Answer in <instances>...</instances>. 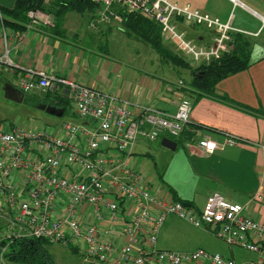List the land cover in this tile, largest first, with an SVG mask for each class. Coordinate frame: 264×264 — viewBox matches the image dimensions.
I'll return each mask as SVG.
<instances>
[{
    "label": "built area",
    "instance_id": "1",
    "mask_svg": "<svg viewBox=\"0 0 264 264\" xmlns=\"http://www.w3.org/2000/svg\"><path fill=\"white\" fill-rule=\"evenodd\" d=\"M99 6L91 28L122 21V10L137 11L157 21L165 43L192 64L208 62L228 52L231 32L250 33L221 21L190 4L172 0H92ZM1 17V12H0ZM264 24V16H261ZM204 26L208 42L189 36L186 25ZM22 30L0 21V68L19 70L18 87L25 92H52L69 101L78 120L58 125L0 127V242L43 238L81 252L101 264H264V221L246 213L242 205L220 192L209 193L201 208L186 200L162 197L152 191L144 170L128 157L139 136L171 139L190 121L192 101L182 97L173 113L140 105L98 87L20 66L9 55V39L22 40L30 28L54 25L52 13L35 7L27 11ZM185 27H183V26ZM251 32L250 34H257ZM177 83L185 87L179 78ZM244 141L228 134L221 143L205 134L198 146L211 152ZM197 227H208L230 245L256 251L244 262L203 247L191 251L160 249L157 234L167 215ZM111 231L121 238H107Z\"/></svg>",
    "mask_w": 264,
    "mask_h": 264
},
{
    "label": "crops",
    "instance_id": "2",
    "mask_svg": "<svg viewBox=\"0 0 264 264\" xmlns=\"http://www.w3.org/2000/svg\"><path fill=\"white\" fill-rule=\"evenodd\" d=\"M14 1L0 0V5L12 6ZM172 1L188 3L221 21L229 20L232 26L247 32H258L247 33L254 42L250 65L222 78L216 84V93H225L246 107L238 103L227 104L210 96H201L195 100L193 94L190 95L167 75L162 77L151 71L138 70L135 65L128 70L127 63H121L118 57L110 53L111 44L117 35V30H113L115 26L108 24L87 30V23L82 24L78 20L83 16L87 21L90 20V12L66 13L63 20L65 35L54 34L48 28H30L20 41L16 40L15 35L11 36L9 55L20 66L43 69L123 96L132 102L135 109L146 105L173 113L179 100L184 96L189 97L192 101L190 121L182 134L173 138L177 141L176 147L170 149L164 146L161 143L163 136L154 140L139 136L134 142L139 147L135 149L132 146L130 149L128 159L131 164L142 169L146 165V157L151 156L154 175L147 176L152 191L162 197L186 200L196 208H201L207 195L218 191L226 199L242 205L244 211L255 219L264 221V24L261 20V16H264V0ZM185 28L188 34L196 33L203 42L210 40L209 33L200 26L187 24ZM103 34L106 35L105 39H101ZM2 69L14 77V82L7 81L5 88L8 87L11 95L17 99H22L24 95L19 92L17 83L19 70L10 72ZM126 69L130 72V80L123 76ZM39 106L46 110L42 103ZM67 119L78 120L71 109ZM205 134L218 143L228 134L240 136L244 141L207 152L198 146V140ZM157 139L160 141L155 142ZM183 221L174 214L166 216L157 234L158 248L186 252L203 247L236 261L247 260L236 257L233 248L229 255L222 252L223 248L208 237L211 229L206 227H197L193 231L205 237L204 243H196L200 244L198 246L187 247L169 241L173 236H182L179 228L183 227L181 223L186 222ZM107 238L117 244L121 241L116 231H111ZM254 253L252 259L258 256L257 252ZM185 264H205V261L196 260Z\"/></svg>",
    "mask_w": 264,
    "mask_h": 264
},
{
    "label": "trees",
    "instance_id": "3",
    "mask_svg": "<svg viewBox=\"0 0 264 264\" xmlns=\"http://www.w3.org/2000/svg\"><path fill=\"white\" fill-rule=\"evenodd\" d=\"M98 6L92 0H15L12 6L0 5V21L8 28L17 31L22 30L25 27L24 23L27 21V11L31 8L40 7L52 13L54 17V25L46 28L54 34L65 35L63 20L66 13L70 11L90 12L91 16L94 17ZM113 7L122 13L123 19L119 27L124 33L133 35L147 43L162 61L182 66L189 71L190 79L185 83L186 86L182 88L190 95L193 94L195 100L201 96H210L219 98L227 104H240L225 93H216V84L222 78L246 69L250 65L254 43L251 36L243 32L233 31L231 32L232 46L228 52L208 62L192 64L171 45L163 41L160 25L157 21L137 11L122 10L119 5ZM6 88L10 93L8 87ZM19 92L22 95L25 94L20 89ZM34 94L39 95L33 97L39 100L37 104L42 103L45 108L58 107L57 110H61L62 114L66 109H71L69 101L61 98L58 94L52 92ZM44 242L50 241L37 237L16 238L8 242L4 249L2 248L5 243L0 242V254L2 253L3 259L23 264H55L52 256L46 250Z\"/></svg>",
    "mask_w": 264,
    "mask_h": 264
},
{
    "label": "rangeland",
    "instance_id": "4",
    "mask_svg": "<svg viewBox=\"0 0 264 264\" xmlns=\"http://www.w3.org/2000/svg\"><path fill=\"white\" fill-rule=\"evenodd\" d=\"M78 20H81L82 24L87 23V26L85 25V28L87 30H90V20L87 21L85 16H83L81 19L78 18ZM72 22L74 23L73 20ZM111 25L115 26L113 30H117V35L114 38L113 43L111 44L112 51L110 53L118 57L117 60H119L121 63H127L128 70L130 69V66L135 65L137 66L138 70L142 69L151 71L162 77L167 75L169 79H172L174 82L176 81V83L179 79L178 75H181L180 78L184 79L186 82L190 79V73L186 68L174 65L171 62L162 61L159 55L147 43L133 35H127L126 33H124L118 27V23ZM200 27H202L203 30L205 29L204 26ZM202 28L199 29L201 30ZM189 36L197 39L196 33L189 34ZM105 38V34L101 35V39ZM127 69L123 76L130 80V72ZM171 73L173 75L172 78ZM7 81L14 82V77L12 76V74L8 73V71H4L2 68H0V127H8L11 123H13L14 125H19L21 127H43L50 124L56 126L62 120L68 118V109H66L65 112L61 115H56L43 109L37 104L39 103V100L33 98L34 95L32 94V92H25L22 99H17V97L11 95L8 92L7 88H5V84ZM159 141L160 140L157 139V141L155 142ZM138 147L139 146L136 143L133 145V148L135 149ZM146 158V165L143 166L142 169L145 170L144 168H146L145 173L148 174V176L154 175L153 160L151 156H147ZM1 222L2 220L0 219V223ZM186 222H184V224L181 223L183 227L179 228L182 232V236H173L169 239V241L180 243L187 247L200 245L196 244L198 241H202L204 243L205 237L193 233V231L197 229V226ZM208 232L210 234L208 237H211L210 240L223 248L222 252L229 255L230 249L233 248V253L236 257L240 259H247L244 262L253 260L252 258L254 257V252L256 251H251L238 245H230L222 238L215 235L212 231V233L210 231ZM44 246L48 253H50V255L52 256L55 264H99L98 262L87 258L80 249H74L72 247L62 245L59 242H44ZM1 254L0 264H23L3 259Z\"/></svg>",
    "mask_w": 264,
    "mask_h": 264
},
{
    "label": "water",
    "instance_id": "5",
    "mask_svg": "<svg viewBox=\"0 0 264 264\" xmlns=\"http://www.w3.org/2000/svg\"><path fill=\"white\" fill-rule=\"evenodd\" d=\"M57 109H58V107H56V108H52V109H48V108H46V110L50 111V112L53 113V114L61 115V114H62V111H61V110H57ZM161 143H162L164 146H166V147H168V148H170V149H174V148L176 147L177 141L174 140V139H171V138H169V137H162V138H161Z\"/></svg>",
    "mask_w": 264,
    "mask_h": 264
}]
</instances>
